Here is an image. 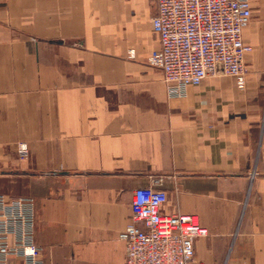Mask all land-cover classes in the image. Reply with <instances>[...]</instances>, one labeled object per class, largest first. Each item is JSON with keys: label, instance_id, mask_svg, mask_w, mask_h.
I'll use <instances>...</instances> for the list:
<instances>
[{"label": "crops", "instance_id": "0c3cea01", "mask_svg": "<svg viewBox=\"0 0 264 264\" xmlns=\"http://www.w3.org/2000/svg\"><path fill=\"white\" fill-rule=\"evenodd\" d=\"M250 1L242 97L224 76L169 94L148 62L157 0H0V193L35 199L43 264H126L133 193L156 178L165 213L208 229L201 263L264 264V0Z\"/></svg>", "mask_w": 264, "mask_h": 264}, {"label": "built area", "instance_id": "2783aa9c", "mask_svg": "<svg viewBox=\"0 0 264 264\" xmlns=\"http://www.w3.org/2000/svg\"><path fill=\"white\" fill-rule=\"evenodd\" d=\"M251 16L250 0H157L152 25L159 42L148 62L162 69L169 94L181 96L209 76H224L232 78L245 97V58L253 48L243 34ZM17 152L26 159L28 143L19 142ZM160 183L156 178L133 193L131 219L120 234L126 264H203L195 242L208 229L196 215L165 213L168 195ZM41 252L35 199L0 193V264H43Z\"/></svg>", "mask_w": 264, "mask_h": 264}]
</instances>
